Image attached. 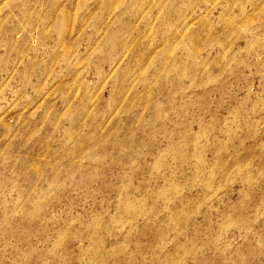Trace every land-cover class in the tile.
<instances>
[{
	"label": "rangeland",
	"instance_id": "rangeland-1",
	"mask_svg": "<svg viewBox=\"0 0 264 264\" xmlns=\"http://www.w3.org/2000/svg\"><path fill=\"white\" fill-rule=\"evenodd\" d=\"M0 264H264V0H0Z\"/></svg>",
	"mask_w": 264,
	"mask_h": 264
}]
</instances>
